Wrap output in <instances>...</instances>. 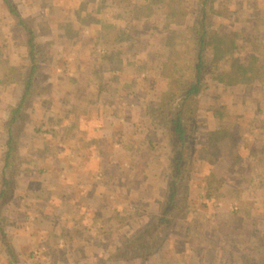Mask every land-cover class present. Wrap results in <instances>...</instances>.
<instances>
[{
    "label": "rangeland",
    "instance_id": "rangeland-1",
    "mask_svg": "<svg viewBox=\"0 0 264 264\" xmlns=\"http://www.w3.org/2000/svg\"><path fill=\"white\" fill-rule=\"evenodd\" d=\"M12 1L27 19L28 23L34 27L38 42L36 55L38 73L33 81L32 92L23 108L19 122L13 128L14 134H17V145L21 146V148L22 146L28 145V143H32L31 141L34 142V146L45 145L49 147V150L46 152L53 158L52 160L50 159L52 161L51 171L46 176L53 179V184L49 186L53 190L47 192L48 190L40 191L38 189L40 191L39 193H30L32 195L25 199L23 193L26 191L22 192L24 187L16 181L19 173L16 172L15 167L16 164H20L19 157L17 156L20 152L18 151L14 154L12 160L14 167L9 169L8 172L9 178L13 180L12 189L7 194L6 205L1 207L0 221L3 223L7 239L9 244L14 248L15 255L8 253L4 246L5 241L0 234V264H120L117 260L114 263L112 262V247H110V244H114V246L122 245L128 239L126 232L121 230V227H118L114 231H109L108 234L99 233L97 227L96 229L93 228L94 226H90L91 221H89V217H87V221L84 224V226L86 225L85 230L77 227L80 223V215L76 216V213L84 211L86 206H81L80 195L78 193L79 189H77L75 183L81 176L80 172L82 171L85 173L90 171L89 175L93 176L92 172L94 171L92 170L97 169L96 161L98 160H94L90 154L86 155L87 157L81 158L79 153H75L72 150L75 146H83L85 143L88 145H100L105 150L108 147L109 149L112 147L113 149L111 150L113 153L109 154L114 158L112 162L117 165L122 164L126 168L121 170L122 166L110 167V176L114 177L113 184L117 186L113 189L117 192L120 189H125L127 193L139 192L136 190L143 191L144 186L147 187L145 182H149L147 184H150L153 181H159L155 177L158 176L160 170L155 167V163L151 162V167L147 168V172H142L144 169L142 166L145 164V159L150 160L152 156L153 160L157 159L161 151L165 154V158L169 160V163H171L172 141L168 128L160 122H155L153 120V114L159 102L166 100L171 91L181 93L183 88H186V84L189 85L195 81L198 43L196 28L198 27V17L204 6L203 0H106L108 1L107 6L111 4L110 7H113H108V9L105 6V2V5L102 3L101 7L92 9L91 2H89L91 0L86 1V3L81 1L83 3L82 6L86 8L78 5L81 7L80 12L85 11L92 20L103 23L102 31L104 37L112 40L116 39L115 41L119 44L117 46L115 44V47L112 49L116 51L114 52L112 50L113 52L108 53L109 56L104 57V53L102 54L103 59L101 60L104 63L100 64V67L96 63L94 65L92 60H87V56L84 58L76 56V52H80L81 50L80 46H78V49L77 45L81 42H74L69 39L67 41V38L63 35L65 32L72 36L76 33L73 27L70 28V21V24L67 26H60L54 23L60 17L62 18V12L66 10V6L71 5V7H74L76 3L73 0L64 1L63 3L62 1L58 3V0ZM221 1L211 0L207 7L209 10L210 28L212 30L211 37L213 36V39L212 41L210 40L207 49V67L201 75V92L196 97L193 112L188 114V117L194 119L191 124V129L193 130V136L197 137L196 145L200 136V128L204 124L201 121V115L206 108L210 109V111L214 108L216 115L223 114L232 116V113L235 111L228 105L221 104L226 98L235 97V90H223L219 88L218 83L219 76L222 74L226 75L235 60L232 56L234 49L224 52H219L218 50L219 45L223 44V42L219 44V41L224 37L222 38L218 33L216 20H218L221 12L226 11L228 13L227 10L222 9ZM63 6L64 8H62ZM115 6H119L120 8L115 10ZM67 10L69 11V9ZM85 12L77 14V17H80ZM114 12H118L116 14L124 17L123 20L122 17L120 20V22L123 21L124 25H121L122 27H119V29L111 20ZM123 12L124 14H122ZM137 15H141V19H137ZM67 16H69L68 13ZM144 17L147 19L145 20ZM107 22H111V24ZM90 31L92 32V29ZM117 38L125 39L124 44ZM223 40L226 39L224 38ZM230 43H225L227 44V48L230 47ZM93 45V42L91 44L90 41H87L82 45V48L83 50L90 49ZM123 50H125L124 59L121 57ZM108 57L109 61H112L110 65L112 69L108 73V77H106L102 66H106L105 61ZM124 61H127V63H124ZM32 63L28 55V48L25 45L24 29L15 24V20L4 0H0V81L4 85H11V83L15 85L14 87L16 88L13 87V90H10L9 96H12L14 93L13 97L16 100L19 99L21 91L23 90L24 92L25 80L30 73ZM78 67L85 68V72L81 77L76 76ZM143 67L146 68L145 71H150L149 78L148 76L146 77L145 83L151 87L148 86L147 90H141V92L137 90L140 99H134L130 96V100L134 99L137 101L131 103L133 108H135V114L137 116L139 112L141 115H146V119L143 122L140 121V123L145 124L141 133H145L146 138L131 137L128 139L120 136L119 130H121L124 123L126 125L128 124L127 127L125 126L128 132L127 134H132L137 130L136 128L139 122H129L126 119L124 122L119 121L121 112L125 110V114H128L129 109H123V105L116 99L112 100V104L105 103L104 106H89L91 109L96 108L99 115L102 116L104 114L107 115L111 110L112 118H109V121H98L97 116H94L95 114L88 116L90 114V111L87 110L89 107L84 110L86 106L84 108L81 107L80 98H76L75 93L72 91V85L75 82H79L80 79L85 81L86 78L87 80H108L110 83H120L126 77H129L127 80L135 81L134 78L136 79V76H132V73L128 70L131 69L132 71L136 69L138 71L143 70ZM123 70H126V72H119ZM102 71L104 75H101ZM68 88L69 90H67ZM243 91L246 95L252 94L251 89ZM179 93L177 96H179ZM124 95L126 96V93ZM9 109L8 111H11V108ZM85 111L87 115L86 119H84V125L95 126V124H99L100 126H104L106 124L111 126L106 128L110 133L107 135L101 131L95 132L91 127L88 128V133L86 131L81 133V116ZM224 122V126L232 127V132L234 133L233 130L236 126V120L232 118V120ZM3 123L4 131L7 132V121ZM87 125L86 127H88ZM102 126L101 129H103ZM26 130L33 136L26 138L24 136ZM33 130L34 133L32 132ZM61 138H66L63 144L66 146V150L70 151H59V147L62 144ZM123 141L127 143L130 149H135L139 145H144V143L148 148L140 156L134 157L133 154L122 153V149L120 148L124 145L122 144ZM163 145L165 149L162 148ZM102 153L100 155L105 157V151ZM190 154L187 166L191 169V173L189 179L186 178L183 181V190L188 189L186 192L189 201V207L186 210L188 214L183 218L177 219V223L169 234V237L174 232H183L188 221L190 229L195 227L196 229L194 230L196 232L198 230H205L203 232L205 235L204 239L212 243L218 244V241L225 238L227 242L232 243L230 244L231 246H235L236 244H233V242L237 241V249L234 250L232 247V250H227L228 254L225 253L224 256L219 258L221 260H217V263L242 264L240 263L242 259L239 258L241 254L242 257L249 256L255 258L253 264H264V247L262 245L264 244V232L260 235V238H255L254 236H250V234L247 236L241 235L240 228H237L234 232L232 231V233H222V230H216L215 227H211L206 222L207 217H204L206 216L205 214L213 210L215 211L217 207L215 203L220 198L224 199L223 204H228L225 208L231 214L229 222L232 225L238 226L240 224L238 220L240 219L241 223H249V226L252 225L250 223L251 220L245 219L244 216L241 217L238 213L236 214L239 211L241 202L234 199L236 192L232 189L234 184L231 189L226 190L223 184L216 183V178L208 174V169L198 167V163H195L197 160L195 149ZM58 160L70 162L66 172H64L68 179L67 182H64L65 184L58 181L62 171L60 170L61 166L57 162ZM168 168V178L170 181L172 173L171 168ZM120 174H123V181L121 183L119 179L121 177ZM144 174L149 175V178L147 177L148 180L144 181ZM37 177H40L38 173H36ZM134 178L136 182H134ZM203 181L205 183L202 185L205 186V190L203 194L202 192L200 194L207 197V200H201L197 196L199 194L198 192L202 189L200 185ZM118 184L123 185V187ZM90 186L91 183L87 181L86 190H89ZM153 187H147L146 191L148 189V191L151 190L150 192H152ZM133 189L136 190L132 191ZM155 189L157 196V187ZM165 197L161 199L157 197L153 205L151 204V199L147 201L146 206L137 201L131 207H126L123 210L115 204L111 205L110 203L107 209L109 212H121L122 210L124 212L131 210L139 212L143 210L148 215L153 213L149 218L151 220L159 212L160 203ZM118 199V196L114 197L113 202L118 201ZM86 202L89 207L85 211H87L89 216L92 212L90 211L91 201ZM247 209L249 208L247 207ZM59 211L63 212L65 217L60 218L58 215ZM95 212H103V209L95 210ZM195 212L201 215L202 220H197L192 217ZM260 213L262 214V212ZM189 217L192 219H189ZM94 220L95 218L92 221ZM259 223L260 227L264 229L263 218ZM25 226L29 227V229L26 228L29 235L21 232V229L23 230L22 227L25 228ZM127 229L128 227L125 228V230ZM192 235L193 233L189 231L185 236L193 237ZM14 236H17V238L15 239ZM15 240L20 244V246L17 245L19 249L14 247ZM63 240H65V243ZM103 240L104 242H108V248L102 244ZM169 244L170 242L167 241L165 249ZM239 245L244 248V251H240ZM163 253L164 251L158 257L149 260L145 259L147 264H157L156 261H161ZM106 258L108 260L111 259V262H106ZM11 260L14 262L12 263Z\"/></svg>",
    "mask_w": 264,
    "mask_h": 264
},
{
    "label": "crops",
    "instance_id": "crops-1",
    "mask_svg": "<svg viewBox=\"0 0 264 264\" xmlns=\"http://www.w3.org/2000/svg\"><path fill=\"white\" fill-rule=\"evenodd\" d=\"M61 1L63 3L64 1L71 0H58V3H61ZM73 1L76 3L74 7H71V5L66 6V10L62 12V18L60 17L57 22L54 21V23L60 26H67L71 22L70 28L73 27L74 32L76 33H74V35L72 36L66 34L65 32L63 35L67 38V41L69 39L70 41L81 42L77 45V47L80 46L81 50L80 52H76V56H80L81 58L87 56V60H92L93 64L96 63V65L100 67V64L104 63V61L101 60L103 59L102 54L104 53V57L109 56L111 52L116 51L112 49L115 47V44L116 46L119 44H117V42L115 41L116 39L112 40L110 38H105L102 31V26L104 24L100 23L99 21L92 20L90 17H88L87 12L83 11L85 13L80 17H77V14L83 13L80 12V6H82L83 3H86V1L89 0ZM81 1H83V3ZM89 2H91L90 4L92 9L101 7L102 3L104 5L106 3L105 6L107 7V9L111 6V4L110 6H107L108 1L106 0H91ZM221 5L223 7L222 9L227 10L228 13H226V11L221 12L218 20H216L218 33L222 38L224 37L225 39L228 37L234 38V52L232 53V56L234 57L235 62L238 63V65L241 64L248 68L249 75L247 77L242 76L240 79H237L236 81L229 84L219 80V88L229 91L235 90V97L226 98L221 102V104L228 105L235 111L234 113H232V116H226L223 114L216 115V113L214 112V108L211 109L212 111L206 108L204 113L201 115V121H203L204 124H202L200 128V136L195 148V152L197 154V160L195 163H198L197 165L201 169H208V174L216 178V183L223 184L226 190L231 189L234 184V187L232 188L236 191L234 199L241 202L239 211L236 212V214L238 213L241 217L244 216L245 219L251 220L250 223L252 225L249 226V223H241V219L238 220L240 223V227L239 225H232L231 222H229L231 214L225 208V206H228V204H223L224 199L220 198L217 199V202L215 203L217 205L215 211L213 210L214 212H208L204 217H207L206 222H208L211 227H215L216 230H222V233H232V231L234 232L237 230V228H240V232L242 233L241 235L247 236L248 234H250V236L260 238V235H262L264 232V229L260 227L259 223L262 218L264 219V0H222ZM115 7L117 8H115V10H118V8H120L119 6ZM62 8H64V6ZM82 8L86 7L82 6ZM67 9H69V11ZM67 13L69 14V16H67ZM116 13L118 12L113 13L111 20L113 21V24H115V26L119 29V27H122L121 25H124V23L123 21L120 22L122 16L120 17ZM122 14H124V12ZM123 19L124 17H122V20ZM137 19H141V15H137ZM144 19L146 20L147 18L144 17ZM107 23L111 24V22ZM91 29L92 32L90 31ZM117 39L121 40L120 42L124 44L125 39ZM87 41H90L91 44L93 42L94 45L90 49L83 50L82 45ZM122 53L123 54H121V57L124 59L125 50H123ZM125 62L127 63V61H124V63ZM105 63L106 66H102V70L104 68L106 77H108V73L112 69L110 67L112 61H109L108 57ZM78 68L79 69L76 70V76L81 77L85 72V68ZM145 69L146 68L143 67V70H128L130 73H132V76H136V79L134 78L135 81L127 80L129 77H126V79L120 83H110L108 80L94 81L87 80L86 78L84 81L80 79L79 82H75L72 85V91L75 93L76 98H80L81 107L84 108L86 106L84 110H86L91 105L104 106L105 103L112 104V100L116 99L123 105V109H129L128 114H125V110L121 112L119 121L124 122L126 119L129 122H139L138 127L136 128L137 130L132 134H127L128 132L126 131V127L128 124L126 125L124 123L121 130H119L120 136L123 138L126 137L128 139L131 137L146 138V134L141 133L142 128L145 125L142 122L144 121V119H146V115H141V113L139 112L137 116L135 114V108H133L131 104L133 102H137L134 99H140L139 94L137 93L138 91H145L147 90L148 86L151 87L150 85H147L145 83L146 77L150 74V71L148 69V71H145ZM104 72L102 71L101 75ZM119 72L125 73L126 70ZM14 86L15 85L12 83L11 85H4L0 81V190L2 189L4 170L7 164V142L11 135L9 130H6L7 132L4 131L3 122L8 121L11 116V111H8L10 110L9 108H11L12 110V108L17 106L20 97L23 94L22 90L20 97L17 100L13 97L14 93L12 94V96H9L10 90H13ZM250 89L252 90V94L250 95H246L243 91ZM67 90H69V88ZM130 90L134 91L135 93ZM125 93L126 96H123V94ZM114 94L116 97L114 96ZM130 96H132V98L134 99L130 100ZM87 110L90 111V114H88V116H93L95 114L94 116H97L98 121H109V118H112L111 110L109 113H107V115L104 114L103 116L99 115V112L96 108L91 109V107H89ZM94 111H96L97 114L94 113ZM86 115L87 113L85 111V113H82L81 116V133H84L85 131L88 133L89 127L93 128L95 132L101 131L107 135L110 133V131L106 128L111 126L106 124L104 126L101 125L103 129H101V126L99 124H95V126H88L87 124L84 125V119H86ZM232 118L236 120V126L233 130L234 133L232 132V127L229 126V128L224 126V121L232 120ZM140 121L142 122L140 123ZM86 125L88 127H86ZM32 132L34 133V130ZM24 134L26 138H29V136H33L27 130L24 132ZM61 141L62 144L59 147V151H70L66 150V146H64L63 144V142L66 141V138H61ZM31 142L32 143H28V145L22 146L21 148V146L17 145L16 141V151L14 153L16 154V152L18 151L20 152V154H17V156L19 157L18 159L20 160V164H16L17 168L15 167L16 172L19 173L16 181L20 183L22 187H24V190L22 192L26 191L25 193H23V197H25V199L32 195L30 193H39L41 190H48L47 192H50V190H53L52 187H49L53 184V179L49 176H46V174L51 171L52 161H50V159L52 160L53 158L46 152L47 150H49V147H46L45 145L34 146V142ZM122 144H124L120 148L122 149V153H129L131 155L133 154L134 157L140 156V154H142L144 150L148 148L145 143L144 145H139L135 149H130L127 146V143H124V141ZM162 148L165 149V146L163 145ZM111 149L113 148L111 147ZM111 149H109L108 147L105 150L104 148H102V146L100 147V145H88L86 143L83 146H75L73 150L71 149L73 152L79 153L81 158L90 154V156L94 158V160H98L96 161L97 169L92 170L94 171L92 172L93 176L89 175L90 171L88 173L82 171L80 172L81 176L75 183V186L77 187V189H79L78 193L80 195L79 197L81 206H86V208H84V211H79L78 213H76V216L80 215V223L77 227L85 230L86 225L84 226V224L87 221V217H89V221H91L90 226H94L93 228L97 227L99 229V233L108 234L109 231H114L115 229H118V227H121V230L126 232L127 238H130L143 223L149 220L153 213H150V215H148L147 212L143 210L139 212H135L133 210L124 212V208L129 206L131 207V205L137 201L143 203L144 206H146L147 201L151 199V204L153 205L157 200V197H159L158 199L164 198L168 190V167H170V163L169 160L165 158V154H163L162 151L160 152V156L157 159L153 160V156L151 157L152 159L150 158V160L145 159V164L144 166H142V168H144L142 172H147V168L151 167V162L155 163V167L160 170L158 176L155 177L158 178L159 181H153V183L150 184H147L149 182H145L147 187L154 186L152 192H150L151 190L148 191V189L146 191V186H144L143 191L136 189L132 190H136L139 192L127 193L125 192V189H120V191L117 192L113 189L117 186L113 184L114 177L110 176L111 171L109 170L112 166L119 167L122 166V164L117 165L112 162L114 158L109 155L113 153ZM104 151L105 157L100 155L103 154L102 152ZM199 152L200 154H198ZM12 160L9 169L14 167ZM57 162L61 166L60 170H62L61 174L59 175L58 181L63 183L67 182L68 179L66 178V173L64 172H66V169L70 165V162L61 160H58ZM124 169L126 168L122 166L121 170ZM36 173H38L40 177L36 178ZM120 176L121 177L119 179L121 183L123 181V174H120ZM148 176V174H144V181L148 180ZM87 181L91 183V190H86ZM134 182H136L135 178ZM203 183L205 182H201L200 188L202 189L200 190V192H198L199 194L197 195L201 200L207 198L202 195L205 190V186L202 185ZM118 185L123 187V185L121 184ZM156 187L158 192L157 196L155 194ZM38 189H40V191ZM201 192L202 194H200ZM116 196H118L119 199L118 201H114V203L113 198ZM132 196L136 198H133ZM86 201H91L90 211L92 212L89 216L87 214V211H85L89 207L87 206L88 204ZM110 203L111 205L115 204L123 210L121 212H109L107 208L109 207ZM247 207L249 209H247ZM98 209H103V212L96 213L95 210ZM260 212H262V214ZM58 215L60 218L65 217V214L60 211ZM192 217L196 218L197 220H202V217L198 212H195ZM94 218L95 220L92 221ZM189 219L192 218L189 217ZM126 227H128L127 230H125ZM22 228L23 230L21 229V232L29 235V232L26 230V228L29 229V227L25 226V228ZM194 229L196 228L194 227L190 229V224H188L187 221L183 232L177 231L174 232V234H171L168 240L170 244L164 250L161 261H156L157 264H219L217 263V260H221L219 258L224 256L225 253L228 254L227 250H232V247L234 250L237 249V241L233 242V244H236L235 246H231L230 244L232 243L227 242L224 238L218 241V244H215L210 242L209 240L204 239L205 235L203 232H205V230H198L196 232ZM189 231L193 233V237L185 236L189 233ZM14 237L15 239L17 238V236ZM63 241L65 243V240ZM126 242L127 241L122 243V245H125ZM15 244L14 247L16 249H19L17 247L20 246V244H18L16 240ZM102 244L105 245L106 248H108L107 246L109 244L107 241L104 242L103 240ZM110 247L113 248L114 244H110ZM240 249V251H244V248L241 246ZM108 258H106V262H109L111 259L113 263L116 262L113 258H111L110 260H108ZM239 258L242 259V261L240 262L242 264H253L255 262V258L253 257H242V255L240 254ZM117 262H119L120 264H147V261L144 258Z\"/></svg>",
    "mask_w": 264,
    "mask_h": 264
},
{
    "label": "trees",
    "instance_id": "trees-1",
    "mask_svg": "<svg viewBox=\"0 0 264 264\" xmlns=\"http://www.w3.org/2000/svg\"><path fill=\"white\" fill-rule=\"evenodd\" d=\"M8 7L15 24L22 27L25 31V45L28 48V55L31 59L32 66L30 73L25 80L24 92L20 97L17 106L12 108L11 116L6 125L11 135L7 142L8 152L6 153V166L3 175L2 189L0 190V210L6 205L7 194L11 192L13 180L9 178L8 172L11 166V160L15 153L16 135L14 134V126L19 122L20 115H22L23 108L28 101L32 92L33 81L38 73L37 64V34L34 27L28 23L27 19L21 14L12 0H4ZM211 0H203V8L197 20V60L195 63L196 76L195 81L191 84H186V88L177 96V92H170L166 100H161L153 114L154 121L165 125L170 133L172 141V157H171V178L169 181L168 191L165 199L160 203V209L155 216L143 223L136 232L128 238L125 245H116L112 251V257L117 261H131L137 258H144L146 260L158 257L164 251L169 234L174 229L177 219L185 217L189 207L187 198V190H183V181L190 176L191 169L187 166V161L190 153L195 149L196 136H193L191 124L193 118L188 117L189 113L193 112V105L196 97L201 92L202 73L207 67V49L212 41L209 23L208 6ZM211 8V7H210ZM211 14V13H210ZM230 38V39H229ZM224 39V38H223ZM219 41V52H224L234 49V38L228 37L226 40ZM231 42L230 47L227 48L226 42ZM225 42V43H224ZM249 70L247 67L236 63L235 60L231 65L230 70L226 75H220L219 80L226 83H232L242 76L247 77ZM177 97H179L177 99ZM176 102H174V100ZM171 103V105H170ZM169 105V106H168ZM168 106V108H167ZM197 131V130H196ZM1 215V211H0ZM0 234L4 239V246L11 255H15L14 248L9 244L6 231L3 223L0 221ZM264 243V238H263ZM264 247V244H262ZM13 263L14 261L11 260Z\"/></svg>",
    "mask_w": 264,
    "mask_h": 264
}]
</instances>
